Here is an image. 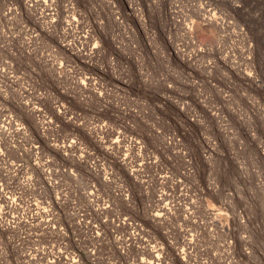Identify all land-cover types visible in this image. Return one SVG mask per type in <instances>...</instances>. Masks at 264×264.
I'll return each instance as SVG.
<instances>
[{"label":"rangeland","instance_id":"obj_1","mask_svg":"<svg viewBox=\"0 0 264 264\" xmlns=\"http://www.w3.org/2000/svg\"><path fill=\"white\" fill-rule=\"evenodd\" d=\"M0 264H264V0H0Z\"/></svg>","mask_w":264,"mask_h":264},{"label":"bare ground","instance_id":"obj_2","mask_svg":"<svg viewBox=\"0 0 264 264\" xmlns=\"http://www.w3.org/2000/svg\"><path fill=\"white\" fill-rule=\"evenodd\" d=\"M46 11H49V10L46 9ZM47 13H48V12H47ZM75 22H76L77 24H79V20H74L73 23H75Z\"/></svg>","mask_w":264,"mask_h":264}]
</instances>
